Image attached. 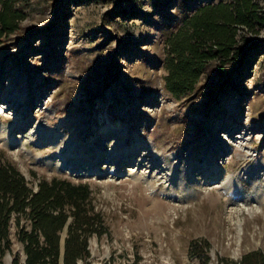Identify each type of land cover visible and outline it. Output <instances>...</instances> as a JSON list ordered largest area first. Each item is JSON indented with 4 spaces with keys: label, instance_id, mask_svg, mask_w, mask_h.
Instances as JSON below:
<instances>
[{
    "label": "rangeland",
    "instance_id": "obj_1",
    "mask_svg": "<svg viewBox=\"0 0 264 264\" xmlns=\"http://www.w3.org/2000/svg\"><path fill=\"white\" fill-rule=\"evenodd\" d=\"M219 3L233 0L12 3L23 18L0 43V165L33 191L52 179L87 186L84 199H64L58 264L75 201L99 231L87 237V264H235L247 252L264 255V0H252L247 23L233 27L235 57L202 62L197 81L181 87L180 53L212 44L196 41L190 20ZM47 133L71 138L82 160L72 165L66 146L39 141ZM116 141H134L122 159L136 161L109 162ZM186 159L194 179L162 178ZM210 161L218 171L204 179L198 166ZM19 221L31 229L28 216ZM18 229L12 214L0 264H25Z\"/></svg>",
    "mask_w": 264,
    "mask_h": 264
},
{
    "label": "trees",
    "instance_id": "obj_2",
    "mask_svg": "<svg viewBox=\"0 0 264 264\" xmlns=\"http://www.w3.org/2000/svg\"><path fill=\"white\" fill-rule=\"evenodd\" d=\"M13 2L14 0H0V43L3 37L19 30L18 22L23 18L19 10L12 8ZM249 10H253L252 0H233L229 4L207 5L196 13L190 20L196 41L212 44L204 53H199L189 45L188 55L180 53L181 69L178 70H181L182 75L181 87L192 86L197 81L204 69L202 62L212 58L226 61L235 57L237 52L233 49L236 45L233 27L247 23L246 13ZM174 73L176 72H172V75ZM86 194V185H73L66 180L57 179L42 181L38 184V190L33 191L26 185L18 170L12 166L0 165V256L9 248L7 228L11 215L15 214L16 225L19 227L18 240L24 244L26 254L25 264H58V231L67 220L63 212L64 199L67 196L70 199H84ZM83 214L80 204L75 201L72 211L74 221L64 240L63 264H77L78 259L87 264V237L99 231ZM21 215L28 216L32 221L30 230L20 225ZM12 264H18V260L14 258ZM235 264H264V255L258 250L251 251Z\"/></svg>",
    "mask_w": 264,
    "mask_h": 264
},
{
    "label": "bare ground",
    "instance_id": "obj_3",
    "mask_svg": "<svg viewBox=\"0 0 264 264\" xmlns=\"http://www.w3.org/2000/svg\"><path fill=\"white\" fill-rule=\"evenodd\" d=\"M4 94H5L6 98H9V97L12 96V94L10 92H8L7 90L4 92ZM34 128H35V132L37 130H40L39 124H35ZM126 131H127V129L124 126H121V127H119L117 129L118 134H124V133H126ZM30 135H31V137L32 136L36 137L39 134L31 132ZM48 138L51 139V141L49 143L50 144H56L59 147V149H61L64 146L67 147V149H68L67 156H70L72 158V165L76 164V163H78L79 161L82 160L84 152H83V150L81 148H78L77 145L73 143L71 138H65V137L58 136L57 133H52V134L47 133L46 137H44V139H40L39 141L43 142L45 139H48ZM29 139L33 140L32 138H29ZM39 141H37V142H39ZM8 142H10V141H8ZM136 145L137 144L134 141L129 143V144L128 143H124V142H120V141H116L115 143H113L111 145V149L105 155V158L108 159L109 162L112 161V160H115L116 164L118 162H134L136 160H132V159H128V158L123 160L122 156L126 155L129 151L130 152L135 151L136 148H137ZM239 147L243 148L242 146H239ZM208 155H209V152L206 151V149H205L204 153L202 155V158L204 159V161H206L208 159ZM94 162H95L94 160H90L88 162V165H91ZM64 165L66 166V162H65V159L63 157V160L59 161L58 166H64ZM149 167L150 166H146V168H149ZM182 167H183V170L181 172H179L178 174H175V172H174L175 170L173 171V169H174L173 167L168 169V172H165L164 175H162V178H166L167 179L171 175H177V176L179 175V177L186 176L188 174V172H189L191 175H193V179H194L195 174L192 173L193 169H192L191 163H190V161L188 159L185 160V163L182 164ZM198 167H202V168H201V170H199V173H197V174L198 175L201 174L202 178H204V179H205V177L209 176L212 172L218 171V167H214L213 166V161H210L208 163V165L207 164H200ZM208 167L210 168V171H206ZM112 170H114V168ZM193 181H198V180L196 179V180H193ZM237 191H238V186H237L236 182H234L233 185H232V188H231V192L232 193H236ZM238 228H239L238 230L241 232V223H238Z\"/></svg>",
    "mask_w": 264,
    "mask_h": 264
},
{
    "label": "crops",
    "instance_id": "obj_4",
    "mask_svg": "<svg viewBox=\"0 0 264 264\" xmlns=\"http://www.w3.org/2000/svg\"><path fill=\"white\" fill-rule=\"evenodd\" d=\"M248 253V252H247Z\"/></svg>",
    "mask_w": 264,
    "mask_h": 264
}]
</instances>
